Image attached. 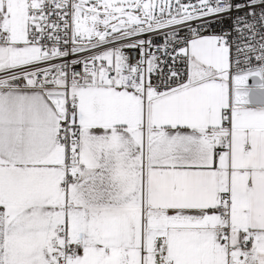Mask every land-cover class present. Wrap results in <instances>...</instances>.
I'll return each mask as SVG.
<instances>
[{"label":"snow or ice","instance_id":"1","mask_svg":"<svg viewBox=\"0 0 264 264\" xmlns=\"http://www.w3.org/2000/svg\"><path fill=\"white\" fill-rule=\"evenodd\" d=\"M0 264H264V0H0Z\"/></svg>","mask_w":264,"mask_h":264}]
</instances>
